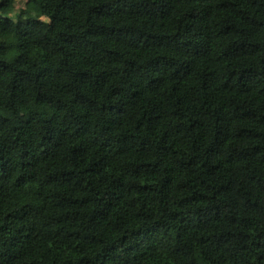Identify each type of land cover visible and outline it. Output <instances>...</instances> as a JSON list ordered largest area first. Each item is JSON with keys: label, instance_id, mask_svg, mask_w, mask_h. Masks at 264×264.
Masks as SVG:
<instances>
[{"label": "trees", "instance_id": "obj_1", "mask_svg": "<svg viewBox=\"0 0 264 264\" xmlns=\"http://www.w3.org/2000/svg\"><path fill=\"white\" fill-rule=\"evenodd\" d=\"M0 264H264V0H0Z\"/></svg>", "mask_w": 264, "mask_h": 264}, {"label": "rangeland", "instance_id": "obj_2", "mask_svg": "<svg viewBox=\"0 0 264 264\" xmlns=\"http://www.w3.org/2000/svg\"><path fill=\"white\" fill-rule=\"evenodd\" d=\"M19 6H20V7H21V6L24 7L25 4H24L22 1H20V3L18 4V7H19ZM18 7H17L16 9H18ZM16 11H17V10H13L12 12L9 13V15L12 16V17H15V15H16ZM43 19L46 20V21L49 20L47 17H43Z\"/></svg>", "mask_w": 264, "mask_h": 264}]
</instances>
